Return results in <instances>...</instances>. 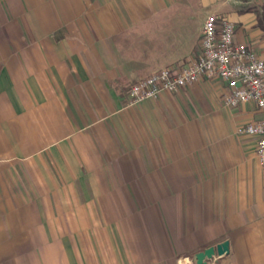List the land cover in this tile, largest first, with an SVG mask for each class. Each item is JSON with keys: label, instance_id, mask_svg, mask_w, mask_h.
Segmentation results:
<instances>
[{"label": "crops", "instance_id": "crops-1", "mask_svg": "<svg viewBox=\"0 0 264 264\" xmlns=\"http://www.w3.org/2000/svg\"><path fill=\"white\" fill-rule=\"evenodd\" d=\"M241 3L0 0V264H197L225 240L204 264H264V162L236 132L263 113L219 79L129 97L201 54L214 11L264 57ZM37 160L56 174L23 177Z\"/></svg>", "mask_w": 264, "mask_h": 264}, {"label": "built area", "instance_id": "built-area-1", "mask_svg": "<svg viewBox=\"0 0 264 264\" xmlns=\"http://www.w3.org/2000/svg\"><path fill=\"white\" fill-rule=\"evenodd\" d=\"M236 24L226 15L209 14L201 38V54L182 65H170L135 81L129 89L130 105L175 92L201 79L225 83L224 103L236 107L254 103L263 116L241 124L236 132L257 138L256 153L264 162V57L235 39ZM179 264H185L180 262Z\"/></svg>", "mask_w": 264, "mask_h": 264}, {"label": "rangeland", "instance_id": "rangeland-1", "mask_svg": "<svg viewBox=\"0 0 264 264\" xmlns=\"http://www.w3.org/2000/svg\"><path fill=\"white\" fill-rule=\"evenodd\" d=\"M241 1H242V3L240 6L241 7L240 10L255 11L257 13V15L261 13L262 4H263L264 0H241ZM212 13L216 14L215 11L211 12V14ZM19 170H20L21 175L23 177L28 176V180H30V181H34L38 174H46L47 176L56 174V169H54L53 167H51L49 165H46L45 163H39L38 160L31 167H29V168L25 167L23 169H21V167H20ZM23 170L25 171V175H24ZM58 170L64 174L66 173V168H64V167H59ZM26 185H28V184L26 183ZM91 233L94 234V232H91ZM85 234H86V232H77V235L83 236V239L86 238ZM95 236H96V238L101 240L102 232L96 231Z\"/></svg>", "mask_w": 264, "mask_h": 264}, {"label": "water", "instance_id": "water-1", "mask_svg": "<svg viewBox=\"0 0 264 264\" xmlns=\"http://www.w3.org/2000/svg\"><path fill=\"white\" fill-rule=\"evenodd\" d=\"M229 251L230 242L228 240L219 243L217 246H210L208 248H205L204 250L196 254L197 264H204L206 263L207 259L212 258L217 254L223 255L225 253H229Z\"/></svg>", "mask_w": 264, "mask_h": 264}, {"label": "trees", "instance_id": "trees-1", "mask_svg": "<svg viewBox=\"0 0 264 264\" xmlns=\"http://www.w3.org/2000/svg\"><path fill=\"white\" fill-rule=\"evenodd\" d=\"M258 25L264 30V2L262 4L261 13L258 14Z\"/></svg>", "mask_w": 264, "mask_h": 264}]
</instances>
